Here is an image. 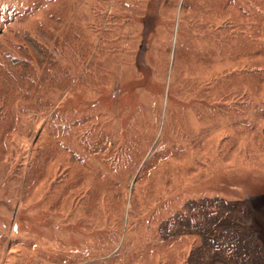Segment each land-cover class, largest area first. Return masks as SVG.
Segmentation results:
<instances>
[{
  "label": "rangeland",
  "instance_id": "obj_1",
  "mask_svg": "<svg viewBox=\"0 0 264 264\" xmlns=\"http://www.w3.org/2000/svg\"><path fill=\"white\" fill-rule=\"evenodd\" d=\"M180 3L0 0V264H85L115 233L138 239L132 227L166 203L214 198L225 208L200 212L212 225L200 239L115 264H264V57L206 53L219 21L195 23ZM263 15L243 19L247 45L264 40ZM87 132L106 143L96 155L77 139ZM147 136L167 151L135 182L115 155Z\"/></svg>",
  "mask_w": 264,
  "mask_h": 264
},
{
  "label": "trees",
  "instance_id": "obj_2",
  "mask_svg": "<svg viewBox=\"0 0 264 264\" xmlns=\"http://www.w3.org/2000/svg\"><path fill=\"white\" fill-rule=\"evenodd\" d=\"M263 1L264 0H181L179 9L190 12L193 20L196 21L195 23H200V20L207 21V23L219 21V26L216 30H213L214 32H212V38L210 40L208 39L210 44H208L205 48L206 53H233L235 57H242L248 48H254L256 56H260L262 54L264 57V40L262 41L260 37H258L256 39L258 40V43L247 45L243 40L244 32L241 30V27H243L242 21L243 19L248 18L252 6L257 10V14H264L260 8L261 6H264ZM229 27L237 28V30H233L232 28L230 31L226 30V28ZM193 37H196V35ZM203 39L205 40L204 36ZM211 43L214 44L216 48L214 45L211 46ZM179 46V44L175 45V55L178 52L177 47ZM182 47L183 46H180V48ZM184 49L186 52L191 51L189 41L184 44ZM248 54H250V51ZM188 57H193V55H189ZM11 62L14 63V61ZM4 80H6L9 87H11L13 83L15 85V80L10 77V75H5ZM84 81L88 83L90 82L89 79H84ZM91 118L92 117H88L85 120L88 121ZM60 128L61 127L57 125L56 132H52L51 135L53 136L58 134L60 137L62 135L61 138L63 141L64 138H67V136H65L67 134ZM62 128L66 129L64 127ZM86 136L87 138H83L82 136L77 137L84 154L96 155V153H99L98 150L103 148L102 145H106V143H103L102 140L93 139L94 136L89 135V132L86 133ZM154 140V136H147L143 143L134 142V144L129 143V145L123 147V149L118 148L119 156L115 155V158L120 157L125 160L126 169L129 171V174H135V182L145 173V171L150 169L152 165L165 156V152L167 151V148L164 145L166 143L165 138L158 137L155 141ZM62 144L63 143H61L60 146L64 148V145ZM69 150L72 151L71 149ZM42 157H46V153L44 151H42ZM77 159L79 163H84L83 160L81 161L79 158ZM31 174L34 173L32 172ZM221 200L222 199L220 198H214L213 201L210 200L209 204L214 205V207L209 205L206 201H201L206 209H199V211L196 209L197 203L192 199H185L183 201L177 200L176 202L171 201L166 203L163 208L152 212V214L149 215L147 222H144V225H142V223H137L136 226L134 225L132 227V230L135 229L138 231V234L140 235H138V239L134 237L131 238L128 234L126 236L124 235V237L119 240L120 235L115 233L114 237L109 238L112 248L108 245L106 247V249H108L107 252L99 254L98 259L85 264H115L121 261L130 263L134 258L148 255L150 254L149 252H152L155 249L172 248L175 244L181 242L182 238L186 237L187 234L185 233H191L193 236H197L194 232L204 231L202 227L206 226L205 229L212 228V225H210V227L205 225L206 222H208L207 219H211L210 217L202 216L206 221H204L205 224H199L196 222L201 221L199 219L202 218L200 217V212L206 211L207 209L211 213L210 215L216 216L215 220L218 219L222 214V209L225 208V203H222ZM131 205H133V202H130V206ZM132 214L133 211L130 209L127 215V219L130 221ZM132 222H130V224H132ZM197 237L200 239L201 236ZM224 237L225 236L219 237V235L215 237L203 235L202 241L205 242L204 245L207 250L213 252H221L222 250L233 252V256L228 258H230V261L235 262L241 255H244L245 250L242 248L241 241L239 245H236L232 237L230 238V241H227L226 237ZM134 245H136V250L132 251L131 249ZM107 255H109L107 258H102ZM89 257V255H85V260L90 259ZM248 261V258L245 259L244 264H249Z\"/></svg>",
  "mask_w": 264,
  "mask_h": 264
}]
</instances>
